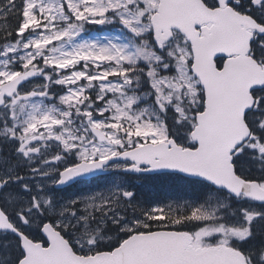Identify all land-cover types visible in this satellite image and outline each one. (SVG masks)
Listing matches in <instances>:
<instances>
[{"label": "snow or ice", "instance_id": "6c2138e0", "mask_svg": "<svg viewBox=\"0 0 264 264\" xmlns=\"http://www.w3.org/2000/svg\"><path fill=\"white\" fill-rule=\"evenodd\" d=\"M0 264H264V0H0Z\"/></svg>", "mask_w": 264, "mask_h": 264}, {"label": "trees", "instance_id": "16d2710c", "mask_svg": "<svg viewBox=\"0 0 264 264\" xmlns=\"http://www.w3.org/2000/svg\"><path fill=\"white\" fill-rule=\"evenodd\" d=\"M143 184L138 185L136 193L139 199L146 201L161 202L169 198L194 199L200 196L199 190L186 187L182 181L172 178L156 177Z\"/></svg>", "mask_w": 264, "mask_h": 264}, {"label": "flooded vegetation", "instance_id": "af4514ba", "mask_svg": "<svg viewBox=\"0 0 264 264\" xmlns=\"http://www.w3.org/2000/svg\"><path fill=\"white\" fill-rule=\"evenodd\" d=\"M156 178L155 176H148V177H144V176H132L130 178H128V182L129 184H131L133 186V188L135 189V191L138 188V185H144L143 183H147L148 181H150L151 179ZM97 180H93L91 182L96 183ZM81 184L79 185H75L72 187H66L63 191H61L59 194L60 195H72L74 193H80L81 189H79ZM93 185V184H92Z\"/></svg>", "mask_w": 264, "mask_h": 264}, {"label": "rangeland", "instance_id": "374dc122", "mask_svg": "<svg viewBox=\"0 0 264 264\" xmlns=\"http://www.w3.org/2000/svg\"><path fill=\"white\" fill-rule=\"evenodd\" d=\"M102 29H103V26H95L94 28H93V31L95 32V33H97V34H104L103 33V31H102ZM93 184V185H92ZM100 187H103V184H102V182L101 181H96V183H94V182H90V183H87V184H85V183H82L81 185H80V187H79V189H81V191L80 192H85V191H90V190H93V189H96V188H100ZM68 196V195H67ZM138 198V197H137ZM144 198V197H143ZM139 199V198H138ZM146 200V199H145Z\"/></svg>", "mask_w": 264, "mask_h": 264}]
</instances>
